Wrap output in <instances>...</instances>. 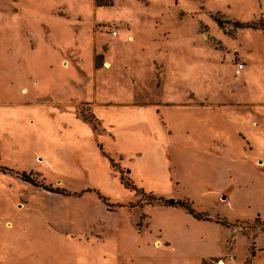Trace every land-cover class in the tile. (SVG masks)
<instances>
[{
    "label": "rangeland",
    "instance_id": "rangeland-1",
    "mask_svg": "<svg viewBox=\"0 0 264 264\" xmlns=\"http://www.w3.org/2000/svg\"><path fill=\"white\" fill-rule=\"evenodd\" d=\"M22 176L82 196L43 207ZM100 194L161 240L149 264H219L230 236L264 263V0H0V264H75L60 235Z\"/></svg>",
    "mask_w": 264,
    "mask_h": 264
},
{
    "label": "crops",
    "instance_id": "crops-1",
    "mask_svg": "<svg viewBox=\"0 0 264 264\" xmlns=\"http://www.w3.org/2000/svg\"><path fill=\"white\" fill-rule=\"evenodd\" d=\"M116 36V35H115ZM168 104H163L161 102H156L154 104L146 105L147 108L150 110L149 114H152V109L156 111V113H160V108L166 107ZM146 106H136L137 113L139 114H145L146 113ZM143 111V112H142ZM148 113V112H147ZM146 113V114H147ZM121 184V183H120ZM124 188V186L122 185ZM31 190L34 191L33 193L43 195V202H39L43 207H63L65 206L66 202L69 199L76 198L78 199V202L80 201V197L82 196L77 192H71L68 190H65L70 193H59V192H49L47 190L41 189L37 186L31 187ZM41 190V191H40ZM64 191V192H65ZM100 197H103L104 199H107L105 196L100 194ZM98 200H100L98 198ZM108 200V199H107ZM7 202V201H6ZM100 202H102L100 200ZM142 200L138 201V204L141 203ZM28 202L25 204L21 205L20 208L27 206ZM57 203L58 205L56 206ZM108 204H104V210H103V215L102 217H97L95 218V221H91L92 219H89L87 214V211L81 209H76L77 210V215L73 217L70 214L69 216V221L68 224L70 225V230L67 232H64L60 237H65L66 241L69 242V244L74 246V253L76 254L75 259L77 260L75 264H112L113 259H120L121 257L123 258V261H129L132 264H149L150 261V256H151V251L152 250H157L155 246H159L158 248L162 247V242L159 239L154 240V242L151 245V242L146 241L142 244L136 234L139 232H136L135 230H125L124 228L119 226V222L117 223V220L114 222L112 220L113 217H118L120 214H126V213H131L134 211V206L135 204L133 203H113L110 201H107ZM79 204V203H77ZM80 205V204H79ZM40 212V210H39ZM51 219L44 214L40 216L42 219ZM92 217V216H91ZM63 220V218H60ZM81 219L82 221L78 220ZM8 224L12 225L11 222H8ZM77 224L80 225V227H77ZM94 224V225H93ZM96 226L97 228L94 229ZM114 228L113 230H109V228ZM126 238V243H122V239ZM230 241L231 243L225 245V247L221 250L218 249L217 252H212L209 253L208 255H211L209 260H221L222 262H219V264L223 263L226 264V260H229L230 262L234 261L236 259L237 255V248L233 244L232 241V236H230ZM112 244V246H111ZM118 244V246H117ZM123 246H120L122 245ZM113 245L115 247L113 249ZM168 245V244H167ZM254 245V244H253ZM111 246V248L109 247ZM250 246L245 245V256H244V262L247 264V261L250 259L251 253L248 254L250 251ZM174 247H167V249H172ZM80 251L84 252L82 255L79 257ZM261 253V254H260ZM264 255V246L261 247L258 251L255 252L256 258L258 256ZM203 261H206L205 258H203ZM189 260V259H188ZM192 260H189L187 264H191ZM250 264H255L253 261L250 262ZM264 264V263H263Z\"/></svg>",
    "mask_w": 264,
    "mask_h": 264
},
{
    "label": "trees",
    "instance_id": "trees-1",
    "mask_svg": "<svg viewBox=\"0 0 264 264\" xmlns=\"http://www.w3.org/2000/svg\"><path fill=\"white\" fill-rule=\"evenodd\" d=\"M252 28L253 29H259V26H257V25H252ZM23 177V179L25 180V181H28L31 185H33V186H37V187H41L42 185L41 184H37V183H34V182H32L31 180H29V177L28 176H22ZM121 181V183L124 185V187L126 188V189H129V190H135V186L133 185V183L132 182H130V183H125V182H123L122 181V179L120 180ZM47 191H51V192H56V191H52L51 189L49 190V189H46ZM105 202H106V204H108L107 203V200L106 199H104V198H102ZM148 201H157V202H161V203H163V204H165V205H168V206H172V207H182V208H184L186 211H188L189 213H191L192 214V216H194L195 218H197V219H202V220H208V218L207 217H205V216H203L202 214H197V213H194L193 211L194 210H192V209H190V204H189V202H182V201H174V200H162V199H157V198H155V197H153V196H149L148 197ZM262 231H264V222H261V228H260ZM254 243H252V245H253ZM252 245H251V248H250V250H251V255H253V251H252Z\"/></svg>",
    "mask_w": 264,
    "mask_h": 264
},
{
    "label": "built area",
    "instance_id": "built-area-1",
    "mask_svg": "<svg viewBox=\"0 0 264 264\" xmlns=\"http://www.w3.org/2000/svg\"><path fill=\"white\" fill-rule=\"evenodd\" d=\"M114 35H115V34H114ZM241 68H242V64H239V65H238V70L241 69ZM238 70H237V72H238Z\"/></svg>",
    "mask_w": 264,
    "mask_h": 264
},
{
    "label": "bare ground",
    "instance_id": "bare-ground-1",
    "mask_svg": "<svg viewBox=\"0 0 264 264\" xmlns=\"http://www.w3.org/2000/svg\"><path fill=\"white\" fill-rule=\"evenodd\" d=\"M221 264H223V263H221Z\"/></svg>",
    "mask_w": 264,
    "mask_h": 264
}]
</instances>
